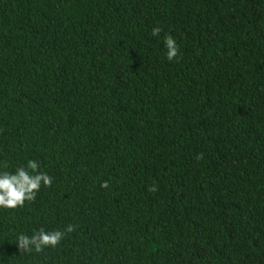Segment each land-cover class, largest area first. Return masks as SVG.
Returning a JSON list of instances; mask_svg holds the SVG:
<instances>
[{
	"label": "trees",
	"instance_id": "trees-1",
	"mask_svg": "<svg viewBox=\"0 0 264 264\" xmlns=\"http://www.w3.org/2000/svg\"><path fill=\"white\" fill-rule=\"evenodd\" d=\"M30 159L0 264H264V0H0V173Z\"/></svg>",
	"mask_w": 264,
	"mask_h": 264
},
{
	"label": "clouds",
	"instance_id": "clouds-1",
	"mask_svg": "<svg viewBox=\"0 0 264 264\" xmlns=\"http://www.w3.org/2000/svg\"><path fill=\"white\" fill-rule=\"evenodd\" d=\"M162 29L154 27L152 29L153 36H159ZM165 46L167 48V59L173 61L178 57L179 46L173 36L168 35L165 38ZM39 163L35 159L28 160L27 166H21L15 170V173H0V208L16 209L23 207L25 202L35 201L37 193L41 186L51 187L53 180L46 172H40ZM102 187L108 188L107 181L103 182ZM150 191H156L152 187ZM74 231V226L68 225L63 231L54 230L46 231L41 228L32 236L20 234L17 243L20 251L40 253L46 247H56L64 238L66 233Z\"/></svg>",
	"mask_w": 264,
	"mask_h": 264
}]
</instances>
